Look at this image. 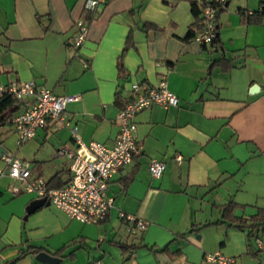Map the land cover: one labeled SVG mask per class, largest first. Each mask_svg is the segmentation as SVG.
I'll list each match as a JSON object with an SVG mask.
<instances>
[{"label": "crops", "instance_id": "1", "mask_svg": "<svg viewBox=\"0 0 264 264\" xmlns=\"http://www.w3.org/2000/svg\"><path fill=\"white\" fill-rule=\"evenodd\" d=\"M84 1L0 0V84L31 79L57 95H76L61 120H47L19 145L9 118L22 104H7L5 153L29 163L28 178L58 188L69 179L70 160L57 150L75 147L72 126L83 143L112 145L117 87L162 78L178 104L135 115L140 151L109 179L113 204L97 223L69 219L50 204L27 211L35 196L0 176V264L19 251L25 253L15 264H49L36 261L29 246L60 258L56 264H220L206 259L213 254L264 264L254 238L258 252H248L244 231L202 227L220 219L227 201L236 217L264 211V16L254 14L264 0H227L210 44L186 37L197 30L190 2L198 0H106L75 48L72 25L86 18ZM150 159L163 162L159 177L147 171ZM119 211L146 221L144 230ZM192 227L199 228L181 235ZM257 238L264 241V228ZM120 244L138 247L122 252Z\"/></svg>", "mask_w": 264, "mask_h": 264}, {"label": "built area", "instance_id": "2", "mask_svg": "<svg viewBox=\"0 0 264 264\" xmlns=\"http://www.w3.org/2000/svg\"><path fill=\"white\" fill-rule=\"evenodd\" d=\"M227 0H200L201 26L192 39L201 44H210L217 34V15L219 7ZM104 0H85L87 11L85 19H77L73 23L72 44L79 48L88 30V23L98 11L99 4ZM9 97L22 104L21 111L13 114L9 122L16 138V144L32 138L37 129L43 128L47 120H61L65 106L76 99L75 94L57 95L43 85H37L33 80L17 83L0 84V98ZM120 107L116 113L117 132L113 143L107 146L96 141L83 143L71 128V137L75 147L66 149L60 147L57 154L65 155L69 160V179L58 188H49L41 177L28 178L29 163L6 152L0 158L3 167L0 176L6 174L20 183V189L32 193L36 199L43 198L48 204L62 211L69 219L80 223H97L103 220L112 207L113 198L106 194V187L112 174L124 165L130 163L140 151V145L135 139V115L142 109L157 105L163 108L176 106L178 97L169 91L164 79L154 84L144 82L131 83L127 89L120 92ZM175 160L180 161V156ZM164 164L156 159L147 163V171L152 177H159ZM19 187L12 188L16 193ZM118 217L129 223H135L138 232L144 230L146 221L131 214L118 212ZM255 247L264 252V241L255 238ZM209 261L220 264H234L233 258L213 254L207 255ZM90 264H101L95 261Z\"/></svg>", "mask_w": 264, "mask_h": 264}, {"label": "trees", "instance_id": "3", "mask_svg": "<svg viewBox=\"0 0 264 264\" xmlns=\"http://www.w3.org/2000/svg\"><path fill=\"white\" fill-rule=\"evenodd\" d=\"M106 1V0H104ZM191 5V10H192V14L195 17V25L194 27H197V30L200 28L201 26V22H200V17H199V12H200V0L198 1H191L190 2ZM224 6L219 7L218 9V13L221 12L223 10ZM256 15V17H260V16H264V4L262 3V5H260V9L258 11H256L254 13ZM252 17V15H247L246 16V20L249 21ZM194 35V33H192V28L190 27V29L188 30L186 37H190L192 38ZM215 40V39H214ZM223 61V59H220L218 61L212 62V64L214 63H219ZM121 88L117 87L116 92H115V102L118 105V108L120 107L121 103H120V92H121ZM11 100L9 97H2L0 98V123L4 122L6 118L9 117V112L6 113H2V111L5 109L6 105L9 104ZM235 205L232 203V201H227L226 203L222 204L219 206V211H220V219L214 222H207L205 224L202 225L206 226V225H210V224H226L227 227H232V228H236L239 230H242L245 232L247 241H248V245H247V250L250 253L256 254L258 251H253L251 250V241L254 238L258 237V233L264 228V211L262 210H258L255 214L250 215V216H246V217H236L234 215H232V211L234 209ZM199 227H192L190 229H188L186 232L181 233V235H184L185 233H189L191 231H197ZM139 244V243H137ZM137 244H130V245H125V244H120V249L122 252H127L129 250H133L136 249L138 247ZM146 246V245H144ZM161 249H165V246H163ZM38 251H40L39 248L37 247H32L29 246L28 247V251L31 254H35ZM24 251H19V253L16 255L15 258L4 262L3 264H15L23 255H24ZM61 253V249L55 251V254L60 255Z\"/></svg>", "mask_w": 264, "mask_h": 264}, {"label": "water", "instance_id": "4", "mask_svg": "<svg viewBox=\"0 0 264 264\" xmlns=\"http://www.w3.org/2000/svg\"><path fill=\"white\" fill-rule=\"evenodd\" d=\"M5 153V148L0 145V156L1 154ZM43 204H48L47 201H45L43 198H38L35 199L33 201H31L29 203V205L27 206L26 210L27 211H31L34 208L41 206ZM34 259L38 262H42V263H49V264H56L59 262L60 258L52 256L50 254H48L45 251H38L37 253L34 254Z\"/></svg>", "mask_w": 264, "mask_h": 264}]
</instances>
